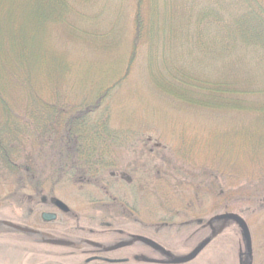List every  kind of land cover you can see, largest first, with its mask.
Masks as SVG:
<instances>
[{"label": "trees", "instance_id": "obj_1", "mask_svg": "<svg viewBox=\"0 0 264 264\" xmlns=\"http://www.w3.org/2000/svg\"><path fill=\"white\" fill-rule=\"evenodd\" d=\"M98 1L0 0V171L19 173L33 189L50 180L54 186L60 185L61 178L72 184L98 187L111 178L109 173L118 167L122 148L130 138L110 126L105 104L113 87L106 83H110L112 73L116 76L112 81L115 86L116 81L120 84L126 79L142 52L146 53L154 90L173 99L176 106L218 111L212 106H233L240 99L248 111L254 105L252 100L264 98L263 84H251L254 75L264 74V0H136L126 69L118 71L110 66L102 72L101 66L98 75L103 78L91 79V86L84 87L91 72L68 61L66 51L53 50L50 30L64 34L60 40L66 44L77 38L88 42L99 37L101 47L112 48L111 41L120 32L116 34L114 28L105 31L108 26L102 30L103 25L100 29L98 25H85L93 23L85 9H96ZM30 23L33 25L29 30L26 25ZM26 29L34 39L48 35L44 52L40 53L47 55V61L39 55L32 58L28 50L20 49L19 40L28 37ZM156 67L161 73H153ZM43 69L41 82L38 76H42ZM239 72L243 76H237ZM57 84L59 89H53ZM162 86L176 92L166 94ZM74 89L78 94L73 93ZM81 94L82 100L75 101ZM262 100L254 107L256 112L251 111L257 122L264 120ZM44 148L50 149L56 159L48 158L50 165L39 169L37 163L47 160L43 159ZM183 159L185 165L196 166L191 157ZM213 166L215 175H225L221 166ZM228 166V171H235ZM165 184L168 186V182ZM167 193L161 203L170 210L175 208L176 198Z\"/></svg>", "mask_w": 264, "mask_h": 264}, {"label": "rangeland", "instance_id": "obj_2", "mask_svg": "<svg viewBox=\"0 0 264 264\" xmlns=\"http://www.w3.org/2000/svg\"><path fill=\"white\" fill-rule=\"evenodd\" d=\"M97 5L96 9H85L90 16V20L93 21V23L87 22L85 25H88V27L98 25L99 29L103 25L101 27L102 30H105L108 26L105 31L109 32L111 28H114L116 34L120 32L117 38L112 39V48L101 47L102 44H100L99 37L92 41L87 39L86 41L88 42L79 41V38H72L75 42L72 44L67 42L66 44V42L64 43L60 40L61 37H64V34L50 30L53 37V50L66 51L68 54H65V58L68 61L75 62L78 69L86 68L91 72L89 76L92 77L82 85L84 87L91 86V79L94 81L103 78L102 75H98V72L101 73V66L102 72L110 66L115 67L118 71L126 69L134 33L136 0H99ZM106 7L108 13H105ZM98 12H103V14L95 18L94 16ZM109 13L111 15H107ZM32 25L30 23L26 27H29L30 30ZM27 32L28 37L18 42L20 49L23 51L28 50L32 54V58H37L39 55L40 59L43 57L47 61V55H41L40 53L44 52L43 46L48 35L42 39H34V35L28 30ZM95 33L99 34V32ZM146 62V53L142 52L131 67L129 76L126 79L122 80L120 84L116 81L115 86L113 85L115 82L112 81L116 76H113L112 73L108 79L110 83H106V86L113 87L105 104L111 116L110 126L114 131L127 133L130 138L127 142L128 144L122 148L118 167L112 170V173H109L110 176L111 174L114 175V177L108 179L109 185L106 184L107 182H101L98 187L83 183L72 184L67 182V178H61L63 179H60L62 181L61 184L57 185L54 193H52L54 198L62 201L70 208L68 217L70 218L71 231L77 233L80 227L86 228V231L89 229L100 230L99 227L109 221L120 230H124V233L120 234L121 236L119 235L118 239L116 238L115 240H121L129 233L136 236H148L147 230L142 228L144 225L142 219H148L150 224L153 225H160L161 220L168 219L169 214L166 213L168 208L167 205L161 203V197H165L168 194L167 192H169L170 198L172 197L171 195H174L173 198H175L178 181L182 178V172L189 173L190 170L194 169L191 165H184L185 162L181 160L183 156L187 159L191 157L195 162L206 166H221L223 168L221 171L224 170L225 172V175L223 172H221L223 175L217 174V176L214 174L216 176V178L215 176L213 177L214 184H217L213 185L212 192L216 207L205 220H212L217 215L224 213H234V210L239 208L238 203L235 202L229 207L230 210L227 211L222 207H217V196L224 192L235 194L233 199L237 198L236 194L243 192L246 202L242 209H264V171L260 175L254 174L260 169H264V120L257 122L254 118L255 115L251 114L253 111L256 112L257 108L254 107H256L258 102L263 103L262 99L264 98L252 100L254 105L248 111L243 108L245 101L240 99H236L235 104L233 105L232 103L233 106H212L217 107L218 111L206 107L205 109H191V107L181 104L176 106L173 99L167 96L163 97V94H159V92L154 90L155 88L151 84L148 75ZM156 68L153 73H161ZM206 71L208 72L207 69ZM83 72L84 70H81V73ZM44 76L43 69L42 76H38V81L40 79L42 82ZM237 76L241 77L243 74L239 72ZM254 76L256 77L253 78L251 84L257 86L263 84L264 86V74L261 75L259 73ZM45 83L43 82L44 85ZM239 83L241 84L242 82ZM62 87L63 89L68 88L66 85ZM162 87L166 94L170 95L176 92V90L169 91L166 86ZM41 88L40 86L37 90ZM52 88L58 90V84L56 86L53 85ZM55 92L54 90L53 93ZM73 93L78 94V90L74 89ZM94 93L95 89H92L90 97L93 98ZM84 94H87V91ZM63 96H65V99L69 98L68 95L63 94ZM82 97H84L83 94L80 95L79 99L74 100L79 102ZM188 102L195 103L193 100ZM151 150L152 153L150 154ZM51 157L55 161V154L50 149L45 150L43 159L47 160L43 163L38 162V168L39 166L43 169L47 168L50 165L48 158ZM195 162L194 164H197ZM228 164L235 171H228ZM201 169L204 168L201 167ZM252 172L253 175H251ZM228 173L231 174L229 177ZM233 173L238 174V176L234 177ZM142 178V184H145L144 186L150 185L151 192L149 189L146 192L142 190L139 192L134 191L135 193L132 194L129 180L133 182L137 180V183H139ZM166 182H168V186H166ZM230 182L233 184L232 186L229 184ZM29 185L28 181L19 173L0 171L1 222L6 221L18 226H32L33 223L26 222L31 215V210L35 209L34 205H31L27 200L29 196L34 194L33 189ZM175 185L177 186L175 187ZM156 187L160 189L159 192L158 189H155ZM186 189L184 186V192L189 194L190 190ZM44 192L50 193L49 187H46ZM107 192L111 193L113 200H115L114 202L111 200L110 193L107 196L105 195ZM190 193H195V191ZM133 200L137 202L136 208L143 213L140 219H136V217L130 218L128 212H125V203L131 207ZM116 201H120L122 204L119 203L117 207ZM171 210H174V208H171ZM42 211L44 209L39 208L35 216L36 219L39 220V213ZM255 216L258 218V224L264 223V212ZM217 224V227L223 230L224 233L226 231L232 232L229 235L231 239L219 235L216 227L214 241L206 250L201 252L199 257L188 264H239L236 260V252L229 247V240L234 246L240 240L236 235L233 223L221 221ZM56 226H52L54 234L59 232V229L55 228ZM192 229L191 227V229L188 228L182 231H191ZM76 235L88 236L89 234L83 232ZM173 235L175 237L174 233ZM206 237L205 230L195 234L192 239L183 238L180 256L187 254L199 240ZM105 239L110 238L107 237ZM239 244L240 242H238L237 248ZM24 248V251L21 250L17 242L12 238L10 239V237L6 240L0 239V264H36L39 257L35 258L31 255L30 247L29 249ZM232 248L234 247L232 246ZM40 250L54 252V258L49 264H82L84 261L83 256L62 257L66 251L63 252L62 248L56 246H42ZM247 263L251 264L248 260Z\"/></svg>", "mask_w": 264, "mask_h": 264}, {"label": "flooded vegetation", "instance_id": "obj_3", "mask_svg": "<svg viewBox=\"0 0 264 264\" xmlns=\"http://www.w3.org/2000/svg\"><path fill=\"white\" fill-rule=\"evenodd\" d=\"M151 153L152 150L150 151V154ZM182 158L184 157H181L182 162H184ZM205 166L206 165L197 163L196 166H192L194 169L191 170V172H182L184 176L182 174V178H180L179 181L177 180L178 188L175 195V208L174 210L167 209L166 211V213L169 214L168 219L161 220L162 222H160V225H153L150 224L148 219H142L144 224L142 228L147 230L148 236H136L135 234L129 233L125 238L115 240L120 234L122 235L124 233V230H120L109 221H107L106 224H102V226L99 227L100 230L89 229L86 231V228L80 227L77 233L72 232L69 225L70 218L68 217L70 208L64 203L68 207V211L66 212L56 204V201L60 200L54 198L52 193H54L56 186H54L53 182L50 180V182L43 183L42 186H38L34 189L32 188L34 194L27 199L28 202L35 207V209L33 208L31 210V215L26 220V222L33 223L32 226H18L16 224L7 223L6 221H0V239L6 240L8 237L14 239L23 251L25 249L24 247L27 249L30 247L32 252L31 255L35 258L39 257L36 264H49L52 262V258H54V252L50 250L41 251L40 247L42 246H56L62 248L63 252L66 251L63 254L64 256H62L64 258H69L70 256H83L84 261L82 264H176L178 260L188 257L197 248L204 245L200 253L190 262H193L199 257L201 252L206 250L214 241V231L218 226L217 223L226 221L233 223L236 229V235L240 239L238 240V242H240L238 248V242L234 246L229 240V244L234 248L230 245L229 247L232 251L236 252L237 263L248 264V260L251 264H264V223L258 224V218L255 216L256 214L263 213L264 209H242V206H244L246 202L243 192L236 194L238 200L237 198L233 199V195L235 194L224 192L217 196V207H222L227 211L230 210L229 207L235 202L238 203L239 208L234 210V213H224L217 215L212 220H205L216 207L214 204V194L212 192L214 185L213 166ZM201 167L204 169H201ZM110 177L112 178L114 175L111 174ZM137 182V180L136 182L129 180L132 194L135 193L134 191L139 192L142 190L146 192L150 189V185L144 186L145 184H142L143 178L139 183ZM184 186L187 188L186 190H190V192L195 191V193L188 192L189 194H186L184 192ZM46 187H49L50 193L44 192ZM109 193L107 192L105 195L107 196ZM110 197L114 202L115 200H113L114 198L111 193ZM116 204L118 207L119 202L116 201ZM136 204L137 202L134 200L131 207L125 203L126 207H124V209H126L125 212H128L130 218L136 217V219H140L143 213L136 208ZM204 204H206V206H204ZM39 208L44 209V211L39 213L38 220L35 216ZM45 214L54 215L55 218L49 219L51 221H46L44 220ZM222 216H235L239 218L245 224L247 233L236 220L220 219ZM55 225H57L55 228L59 229L58 233L55 232L57 235L54 234L52 229V226ZM191 227L193 228L191 231H182L188 228L191 229ZM205 230L207 237L199 240L187 254L180 256L182 253V239H192L195 234L204 232ZM83 232H87L89 235H76ZM217 233L223 235V237L227 239H231L229 236L232 234L231 231H226L224 233L223 230L217 227ZM107 237L110 239H105ZM142 238L149 240L153 244L141 241ZM51 241H63L69 243V245H54L50 243Z\"/></svg>", "mask_w": 264, "mask_h": 264}, {"label": "water", "instance_id": "obj_4", "mask_svg": "<svg viewBox=\"0 0 264 264\" xmlns=\"http://www.w3.org/2000/svg\"><path fill=\"white\" fill-rule=\"evenodd\" d=\"M56 204L63 208L64 211H68V207L62 203L61 201H56ZM55 218L54 215H44V220L46 221H51L49 219H53ZM220 219H234L236 220L240 225L241 227L243 228V230L247 233V228L245 226V224L237 217L235 216H222L220 217ZM141 241H144L145 243H149V244H153L152 242H150L149 240L147 239H141ZM50 243L54 244V245H59V246H65V245H69V243H66V242H63V241H51ZM204 245L200 246L199 248H197L191 255H189L188 257L184 258V259H180L176 262V264H185V263H188L190 262L191 260H193L199 253L200 251L203 249Z\"/></svg>", "mask_w": 264, "mask_h": 264}]
</instances>
